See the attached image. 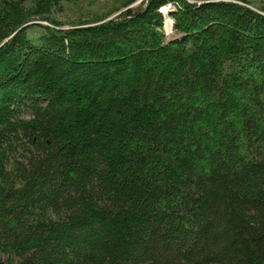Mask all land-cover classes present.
I'll return each instance as SVG.
<instances>
[{
	"label": "trees",
	"instance_id": "trees-1",
	"mask_svg": "<svg viewBox=\"0 0 264 264\" xmlns=\"http://www.w3.org/2000/svg\"><path fill=\"white\" fill-rule=\"evenodd\" d=\"M78 1L0 0V264H264V0Z\"/></svg>",
	"mask_w": 264,
	"mask_h": 264
},
{
	"label": "rangeland",
	"instance_id": "rangeland-1",
	"mask_svg": "<svg viewBox=\"0 0 264 264\" xmlns=\"http://www.w3.org/2000/svg\"><path fill=\"white\" fill-rule=\"evenodd\" d=\"M32 0H27V4L29 5ZM114 0H80L78 3H64L62 11H55L53 16L60 22L64 23L63 27H67L68 24L72 21H75L80 13L85 15H90L93 12L104 13L111 8L112 2ZM169 4L163 6L160 10L161 13L172 10L173 7H167ZM164 8H166L164 10ZM168 15V14H167ZM165 16V14H164ZM169 19V29L166 25V19ZM173 21L171 17H164L163 22V31L167 38H171L174 35V31L172 29Z\"/></svg>",
	"mask_w": 264,
	"mask_h": 264
},
{
	"label": "bare ground",
	"instance_id": "bare-ground-1",
	"mask_svg": "<svg viewBox=\"0 0 264 264\" xmlns=\"http://www.w3.org/2000/svg\"><path fill=\"white\" fill-rule=\"evenodd\" d=\"M165 9H166V8H164V10H165ZM166 13H167V12H165L164 14H166ZM165 17H166V15H165ZM169 23H170V22H169V19L167 18V19H166V25H167V28H168V29H169Z\"/></svg>",
	"mask_w": 264,
	"mask_h": 264
},
{
	"label": "built area",
	"instance_id": "built-area-1",
	"mask_svg": "<svg viewBox=\"0 0 264 264\" xmlns=\"http://www.w3.org/2000/svg\"><path fill=\"white\" fill-rule=\"evenodd\" d=\"M167 7H173L171 4H169Z\"/></svg>",
	"mask_w": 264,
	"mask_h": 264
}]
</instances>
